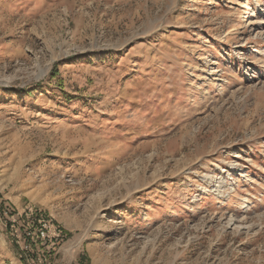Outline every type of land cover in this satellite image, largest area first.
I'll return each mask as SVG.
<instances>
[{"label":"rangeland","instance_id":"374dc122","mask_svg":"<svg viewBox=\"0 0 264 264\" xmlns=\"http://www.w3.org/2000/svg\"><path fill=\"white\" fill-rule=\"evenodd\" d=\"M41 213L40 264H264V0H0V264Z\"/></svg>","mask_w":264,"mask_h":264},{"label":"built area","instance_id":"2783aa9c","mask_svg":"<svg viewBox=\"0 0 264 264\" xmlns=\"http://www.w3.org/2000/svg\"><path fill=\"white\" fill-rule=\"evenodd\" d=\"M47 219L46 215L41 213L32 225H29L31 222L28 224L27 228L22 225H11V235L16 237V242L19 243L17 258L21 263L36 264V261H38V264L42 263L40 253L36 250L38 244L41 242L48 243L53 238L60 236L57 229H52L47 225ZM12 220L15 223L18 221L16 215L11 216Z\"/></svg>","mask_w":264,"mask_h":264},{"label":"crops","instance_id":"0c3cea01","mask_svg":"<svg viewBox=\"0 0 264 264\" xmlns=\"http://www.w3.org/2000/svg\"><path fill=\"white\" fill-rule=\"evenodd\" d=\"M5 256H7L8 264H23L17 258V249L11 242H5L3 246Z\"/></svg>","mask_w":264,"mask_h":264}]
</instances>
